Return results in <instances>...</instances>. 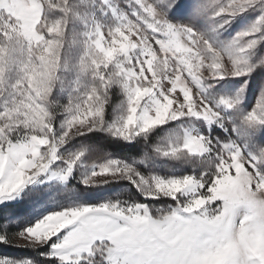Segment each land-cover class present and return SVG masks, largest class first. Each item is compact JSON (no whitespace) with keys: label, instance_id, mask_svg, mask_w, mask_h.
<instances>
[{"label":"snow or ice","instance_id":"snow-or-ice-1","mask_svg":"<svg viewBox=\"0 0 264 264\" xmlns=\"http://www.w3.org/2000/svg\"><path fill=\"white\" fill-rule=\"evenodd\" d=\"M0 264H264V0H0Z\"/></svg>","mask_w":264,"mask_h":264},{"label":"rangeland","instance_id":"rangeland-1","mask_svg":"<svg viewBox=\"0 0 264 264\" xmlns=\"http://www.w3.org/2000/svg\"><path fill=\"white\" fill-rule=\"evenodd\" d=\"M253 88L256 89V90L258 91V86H257V84H254V85H253ZM117 99H118V97H115V96H114V102H115ZM113 151H117V150H113ZM16 250H20V249H7V251H10V252H12V253L15 254V255H27V254H28L27 251H26L25 249H22V250L25 251L24 254H21V253L18 252V251L15 252Z\"/></svg>","mask_w":264,"mask_h":264},{"label":"trees","instance_id":"trees-1","mask_svg":"<svg viewBox=\"0 0 264 264\" xmlns=\"http://www.w3.org/2000/svg\"><path fill=\"white\" fill-rule=\"evenodd\" d=\"M110 150H119L118 149V146H113V148L112 149H110ZM20 252L21 254H24L25 253V251L24 250H22V249H20V250H16L15 252ZM29 254V253H28Z\"/></svg>","mask_w":264,"mask_h":264}]
</instances>
